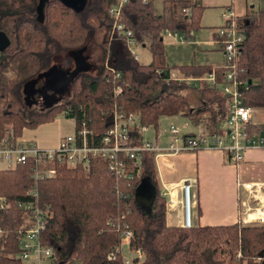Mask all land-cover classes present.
I'll return each instance as SVG.
<instances>
[{
  "label": "trees",
  "instance_id": "obj_1",
  "mask_svg": "<svg viewBox=\"0 0 264 264\" xmlns=\"http://www.w3.org/2000/svg\"><path fill=\"white\" fill-rule=\"evenodd\" d=\"M116 0H88L83 10H74L60 0H47L42 20L37 14L39 0H0V27L14 34L16 48L0 63V138L12 122L13 135L23 128L35 129L65 113L75 125L85 120L99 135L111 126L119 110L136 112L142 124L157 128L162 116L183 114L207 133H222L227 119V97L217 87L201 81L196 90L206 103L193 109L181 93L193 88L186 81L170 78L171 70L185 76L201 77L211 67L188 64L171 67L166 62L163 31L181 33L185 39L200 29L203 6L200 1L164 0L156 12L152 0H127L121 8V21L135 39L150 51L153 61H135L124 39H110L113 18L109 8ZM191 7L190 14L182 11ZM246 37L235 62L234 76L241 81L238 91L250 108H264V8L247 15ZM11 31V32H12ZM92 39L102 52L98 73L81 72L67 100L42 112L27 106L22 98L25 82L47 69L54 58L86 46ZM65 66L73 61L62 60ZM224 68L216 72L221 81ZM120 87V93H116ZM207 113L203 117L201 114ZM263 126L250 123L247 133ZM191 137V135H187ZM155 152L142 154L141 174L131 179L110 171L105 161L91 159L87 167L59 166L56 175L35 181L33 160L12 170H0V196L8 205L0 209V264H21L20 230L24 212L18 201L32 200L48 209L47 224L38 233L41 244L52 248L53 264H125L121 254L122 231L131 232L129 248L140 250L143 260L131 264H264V223L239 220L221 226H173L165 218L166 197L161 194L154 164ZM149 178L156 197L149 213L136 203L135 188ZM27 226V225H26Z\"/></svg>",
  "mask_w": 264,
  "mask_h": 264
},
{
  "label": "built area",
  "instance_id": "obj_2",
  "mask_svg": "<svg viewBox=\"0 0 264 264\" xmlns=\"http://www.w3.org/2000/svg\"><path fill=\"white\" fill-rule=\"evenodd\" d=\"M126 1L116 0L109 8V15L113 18L109 38L124 39L132 58L139 61V54L145 45L139 43L131 29L127 28L121 21V8ZM141 1L147 3L149 0ZM185 1L195 3L198 0ZM182 11L188 15L191 12V7H185ZM223 19V24L217 29L216 34L218 36L217 42L222 45L225 56V71L222 74L223 81L220 84V92L227 97L226 134L184 137L180 134L177 126L169 123L167 133L171 141L166 147H159L149 140L147 133L150 127L141 123L139 113L119 110L114 114L112 124L104 134L99 135V132H94L84 120L81 124L74 126L72 133L61 136L57 145L52 148L41 147L34 141L25 138H15L11 131L6 132L0 138V170H12L27 160H33L34 166L31 177L37 181L56 175L59 166L75 168V166L80 165L87 167L91 159H101L106 162L110 171L120 177L131 179L140 176L142 154L146 151L179 153L221 148L226 151L231 161L238 162L243 158L245 150L264 147V134L247 133L251 119V108L243 103L238 91L242 82L234 76L235 62L241 52V44L246 37L245 28L243 24L235 21V11L232 5H227ZM165 36L179 40L184 39L181 33L169 29L163 31V37ZM170 78L176 81H194L196 85L200 81H205L211 87L218 86L212 73L202 77H180L172 74ZM120 91V87H117L116 93L118 94ZM160 135L161 133H158V136ZM242 186L251 193V197L255 200L257 185L243 183ZM190 190V183L185 182L182 186L183 227H191L192 225L190 220ZM27 194L33 199L17 202V207L24 212V224L20 230L19 257L21 260H28L34 255L38 259L52 258V248L41 244L38 238V233L46 228L48 209L39 206L38 199H36L38 196L34 191L28 190ZM7 206L5 197L0 196V209ZM258 208L255 206V211ZM246 210L249 212L253 209L246 206ZM129 236L131 237V232L125 229L122 238H129ZM124 238L123 240H125Z\"/></svg>",
  "mask_w": 264,
  "mask_h": 264
},
{
  "label": "crops",
  "instance_id": "obj_3",
  "mask_svg": "<svg viewBox=\"0 0 264 264\" xmlns=\"http://www.w3.org/2000/svg\"><path fill=\"white\" fill-rule=\"evenodd\" d=\"M198 1H200L203 8L206 6H212L221 9L222 22L224 21L223 13L227 5L233 6L235 11V21L239 24L245 22L247 15L254 13L250 11V9L254 8V0H223V2H220V0ZM248 1L250 5H247ZM152 3L155 11L160 13L164 5V0H152ZM241 3L244 5L243 7ZM263 8L264 0H262V6H260L258 10H262ZM222 24L223 23L219 26H213L210 31V39L203 43L212 46L211 49L206 48L205 51L219 52L225 58L222 51V45L217 42L218 36L216 34L217 29ZM201 27L202 26L200 25V28ZM165 37H163V40ZM188 39L173 40L184 43L188 42ZM138 62L140 63V61ZM188 64L211 67V71L205 75L211 73L214 74L218 85L216 87L220 91V84L223 81V78L221 81H218L216 78V72L222 70L225 63L222 65L183 63L182 65ZM101 69L102 68H100V70ZM172 74H176L180 77H194L181 76L176 70H171L170 75ZM200 82H198L197 85L194 81H189L188 83L195 88L193 90H196V88L199 87ZM166 117H171L170 123L177 126L180 134L184 137L187 135L198 137L209 134L203 126L195 125L194 127L192 124H189L188 117L183 114L162 116L158 120L159 126L154 129L149 128L147 133L149 140L153 141L156 146L166 147L171 141L168 136L169 134L167 133L168 123L164 127L160 126V120ZM173 119H178L181 123L177 124ZM48 123L51 122L40 124L35 129L25 128L22 137L34 141L41 147H55L59 138L63 135L58 127V130L52 132L51 138H48V135L40 129L42 126L48 125ZM250 123L255 124V126H263L260 131L255 133L264 134V108H251ZM158 133H161V135L158 136ZM226 133L227 127L222 128V133L219 135H224ZM154 164L157 171V179L161 194L166 197L165 218L168 225L183 226L184 210L182 206V186L185 182L190 183L191 188H194V193L192 195L194 199L191 202V206L194 208V217L193 220L190 218L191 223L194 226H225L237 223L239 220L247 223L256 221L259 218L264 219V204L262 207L261 203V196L264 195V147L249 148L245 150L243 158L238 162L231 161L226 151L221 148L201 149L198 151H185L179 153L161 151L155 153ZM243 183H253L254 185H257L255 200L251 197V193L244 189L242 186ZM243 203H245V205H243ZM255 205L259 207L258 209L261 207L263 209H261L262 211L260 210L258 216L251 214L250 216L252 217H249L248 219V213L255 212ZM246 206H250L253 210L247 212ZM243 209L246 214L245 217L243 216ZM260 221H263L262 223H264V220ZM44 263L53 264L51 258L38 259L35 255L28 260H21V264Z\"/></svg>",
  "mask_w": 264,
  "mask_h": 264
},
{
  "label": "rangeland",
  "instance_id": "obj_4",
  "mask_svg": "<svg viewBox=\"0 0 264 264\" xmlns=\"http://www.w3.org/2000/svg\"><path fill=\"white\" fill-rule=\"evenodd\" d=\"M220 2H223V0H220ZM241 5H242V7L244 6L242 3H241ZM247 5H250L249 1L247 2ZM260 6H262V0H254V8L250 9V11H252V12L258 11ZM247 17L248 16H246V18ZM221 23H223L222 19H221V9L216 8V7H212V6H206L202 11V16H201V20H200V25L202 27L191 33L192 37L190 39H188V42L180 43L178 41L173 40L172 38L165 37L164 38V45H165V57H166L167 64L171 67H174V66L178 67V66L182 65L183 63H197V64L202 63V64H221V65L223 63H225V58L223 57V55H221L219 52L205 51L206 48L211 49L212 46H209L208 44L203 43V42L208 41L210 39V31H211L212 27L213 26H219ZM0 29H1V27H0ZM12 29H13L12 26H11V29L9 28V26L7 27V30L10 32V33H8L7 36H9V38L11 39L12 45L10 47V50L4 51L2 53L0 52V63L3 61V59H4L3 57L5 55H8L9 53H11L16 48L17 44L15 42V38H14V34H13ZM2 31H3V29H2ZM83 47H85L84 55L87 57L89 63L93 64L91 69L88 72H90L91 75H95L98 73L99 69L102 66V52H101L100 48H98V46L93 42L92 39H90L86 43V46H83ZM67 56H69V54L68 55H66V54L60 55V56H57L56 58H54L53 60L55 62H60L63 60L64 57H67ZM139 61L143 65H147L150 62H152V55L146 47L143 48V51H141V53L139 54ZM52 63H53V61H52ZM180 75L182 76L183 74H180ZM71 88H72V86H71ZM181 93L185 97L188 104L191 107H193L194 109H204L206 107V103L202 99H200L201 97L196 90H193L190 88H184V89H182ZM69 95H70V91L66 95H64L62 101L67 100ZM22 98H23V94H22ZM193 104H195V105H193ZM33 109L39 110L38 108H35V107H33ZM65 115H66L65 113H61V114L56 115L55 119L53 121H51V123H48V125L42 126L40 129L46 135H48V138H51L52 132H55L56 130H58V127H59V130H60L62 135L72 133L74 131L73 128L75 126V123H74L73 119L68 118ZM201 115L203 117L208 116L207 113H203ZM181 119H184V118H181ZM170 120H171V117H166V118L161 119L160 120V126H163V127L166 126L167 123L168 124L170 123ZM173 120L177 124L181 123L180 120H178V119H173ZM189 124H192L190 122V120H189ZM192 125L195 127L194 124H192ZM12 126H13L12 122L7 123L5 125V127H7V128L9 127V128L6 132L11 131L13 133V130L11 129ZM158 126H159V124H158ZM226 127H227L226 121L222 122L221 128H226ZM24 129L25 128L22 129L20 136H17V137L14 136V137L15 138H23L22 133H23ZM150 129H154V128L150 127ZM67 168H70V167H67ZM70 169H72V168H70ZM193 193H194V188H191V190H190L191 202L194 199L192 196ZM255 206H257V205H255ZM243 216L244 217L246 216L244 209H243ZM193 217H194V208H193V206H191L190 218L193 220ZM251 222H258L259 223V222H263V221H260L258 219L256 221H251ZM191 226H194V225H191ZM124 228L126 229L125 224H124ZM123 231H122V234H123ZM123 238L121 241L122 244H121L120 248H121V254H122V258H123L124 263L125 264H131L134 259L143 260L144 255H143L142 251L131 250L129 248V243L131 241V237L129 236V238H124L125 240H123Z\"/></svg>",
  "mask_w": 264,
  "mask_h": 264
},
{
  "label": "water",
  "instance_id": "obj_5",
  "mask_svg": "<svg viewBox=\"0 0 264 264\" xmlns=\"http://www.w3.org/2000/svg\"><path fill=\"white\" fill-rule=\"evenodd\" d=\"M47 0H39V4L37 6V14L39 16V18L42 20V11H43V6L44 3ZM65 6L72 8L74 10H83L86 5L88 0H60ZM10 39L8 38L7 34L0 30V52L4 51L7 47H9L10 45ZM85 50V47L76 49L71 51L73 54H77L78 55L74 56V60H75V64L77 65L76 69L73 70L72 72H68V71H64L63 69H58V71H60L59 73L61 74V82L64 83V88L59 87L57 88L60 94H63L65 92L70 91V87L71 85L74 83L76 77L79 75V73L81 72H88L91 69V65L89 63L86 62L87 57L83 55V52ZM56 68L51 67L47 72L45 73H39L37 74V77L33 78L32 80H28L25 83V87H26V91L29 89H33L34 84L37 81L38 77L41 76H51V74L53 73L52 71L55 70ZM51 72V73H50ZM50 73V74H49ZM56 79L58 81H60V78ZM57 82V81H56ZM55 81L54 82H50V86L49 82L46 81L45 86L43 87V92L45 93L48 90H55ZM30 85V87L28 86ZM61 99V98H59ZM58 98L57 99H52L49 100L48 104H47V108L52 107L53 105H55L57 102H59ZM31 104V103H30ZM29 104V105H30ZM134 197H135V201L137 203V205L144 210L145 212L149 213L151 210V206L153 204V201L156 197V191H155V187L154 185L150 182L149 178H142L139 182V184L137 185V187L135 188V193H134Z\"/></svg>",
  "mask_w": 264,
  "mask_h": 264
},
{
  "label": "flooded vegetation",
  "instance_id": "obj_6",
  "mask_svg": "<svg viewBox=\"0 0 264 264\" xmlns=\"http://www.w3.org/2000/svg\"><path fill=\"white\" fill-rule=\"evenodd\" d=\"M8 38H9V36H8ZM10 42H11V39H10ZM11 45L12 44L10 43L9 47H7L4 51L10 50ZM4 51H1V53L4 52ZM73 53L71 51L69 52V56L72 58L73 62L70 65H68V66H65L62 61L55 62L53 60V63L47 69L41 71L40 73L43 74V73L47 72L51 67H54L56 69L52 71L53 73L51 74V76L38 77L36 83L34 84L33 89H29L28 88V90L26 91V87H25V83L26 82L23 84V87H22L23 99L26 102L28 107H30V108L35 107V108H38L40 111L44 112V111L47 110V104H48L49 100L57 99V98L58 99L61 98V99H59L60 100L59 102H61L63 100L64 95H66L69 91L65 92L63 94L59 93L57 88H59V87L64 88L65 86H64V83L61 82V74L59 73L60 71H58V69H63L64 71H68V72H72L73 70L76 69L77 65L75 64L74 56L78 55L79 53H77L76 55L73 54ZM83 55H84V52H83ZM86 62L89 63L88 59L86 60ZM89 64L91 66L93 65L92 63H89ZM56 76H57V78H60V81H58L56 79ZM32 79H29V80H32ZM46 81L49 82L48 86H50V82H54L55 81V83H56L55 84V90L56 91L48 90V91H46L44 93L43 92V87L45 86ZM28 86L30 87V85H28ZM59 102H57L56 104H58Z\"/></svg>",
  "mask_w": 264,
  "mask_h": 264
},
{
  "label": "bare ground",
  "instance_id": "obj_7",
  "mask_svg": "<svg viewBox=\"0 0 264 264\" xmlns=\"http://www.w3.org/2000/svg\"><path fill=\"white\" fill-rule=\"evenodd\" d=\"M263 198H264V195L261 196L262 207H263V204H264ZM262 207H261L260 209H258L257 211H255V212H249L247 218H248V219H249V217L251 218V217H252V216H250L251 214L258 216L260 210L264 208V207H263V208H262ZM261 211H262V210H261ZM259 219H260V218H259ZM262 220H264V219H262Z\"/></svg>",
  "mask_w": 264,
  "mask_h": 264
}]
</instances>
